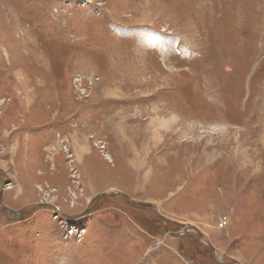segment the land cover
Returning a JSON list of instances; mask_svg holds the SVG:
<instances>
[{"label":"rangeland","instance_id":"rangeland-1","mask_svg":"<svg viewBox=\"0 0 264 264\" xmlns=\"http://www.w3.org/2000/svg\"><path fill=\"white\" fill-rule=\"evenodd\" d=\"M0 264H264V0H0Z\"/></svg>","mask_w":264,"mask_h":264},{"label":"bare ground","instance_id":"bare-ground-1","mask_svg":"<svg viewBox=\"0 0 264 264\" xmlns=\"http://www.w3.org/2000/svg\"><path fill=\"white\" fill-rule=\"evenodd\" d=\"M22 77V76H21ZM23 80V79H22ZM22 82V81H21ZM20 82V83H21ZM29 83L31 84V82H29V81H25L24 82V86L25 87H29L28 85H29ZM29 92V91H28ZM31 94V93H30ZM35 94V93H34ZM32 95V94H31ZM28 101V104H29V100H27ZM81 139H83L85 142H86V138L84 139V137L83 138H81ZM84 146H86L87 148H89V146L87 145V144H83ZM84 146H80V148H74L75 149V153L80 157V156H83L82 155V153L84 152V151H86L87 150V148H85ZM102 147H105V146H102ZM77 156V157H78ZM107 157H108V155H107ZM108 158H110V157H108ZM135 162V161H134ZM10 188V187H9ZM17 192H18V190H17Z\"/></svg>","mask_w":264,"mask_h":264},{"label":"built area","instance_id":"built-area-1","mask_svg":"<svg viewBox=\"0 0 264 264\" xmlns=\"http://www.w3.org/2000/svg\"><path fill=\"white\" fill-rule=\"evenodd\" d=\"M97 77V76H96ZM95 77V78H96ZM82 79V78H81ZM92 79V78H91ZM94 79V78H93ZM101 146H104V145H101ZM228 216L227 215H222L221 217H220V219H219V222H218V225H219V227H224L225 225H227V223H228Z\"/></svg>","mask_w":264,"mask_h":264},{"label":"crops","instance_id":"crops-1","mask_svg":"<svg viewBox=\"0 0 264 264\" xmlns=\"http://www.w3.org/2000/svg\"><path fill=\"white\" fill-rule=\"evenodd\" d=\"M76 136H78V135H76ZM81 140H83V139H80V138H78V137H76L74 140H73V142H72V146H73V148H80V146H82L83 145V141H81Z\"/></svg>","mask_w":264,"mask_h":264},{"label":"trees","instance_id":"trees-1","mask_svg":"<svg viewBox=\"0 0 264 264\" xmlns=\"http://www.w3.org/2000/svg\"><path fill=\"white\" fill-rule=\"evenodd\" d=\"M5 211H6V210H5ZM19 213H20V212H19ZM19 213H18V212H16V213H14V215H15V214H19Z\"/></svg>","mask_w":264,"mask_h":264},{"label":"water","instance_id":"water-1","mask_svg":"<svg viewBox=\"0 0 264 264\" xmlns=\"http://www.w3.org/2000/svg\"><path fill=\"white\" fill-rule=\"evenodd\" d=\"M5 209L7 208V207H4Z\"/></svg>","mask_w":264,"mask_h":264}]
</instances>
